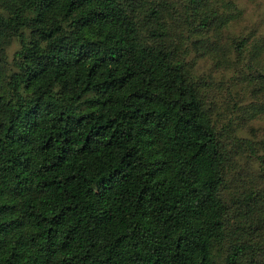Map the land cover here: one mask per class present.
<instances>
[{"label":"trees","instance_id":"16d2710c","mask_svg":"<svg viewBox=\"0 0 264 264\" xmlns=\"http://www.w3.org/2000/svg\"><path fill=\"white\" fill-rule=\"evenodd\" d=\"M232 10L0 0V264H264V165L232 186L252 143L187 59L238 63Z\"/></svg>","mask_w":264,"mask_h":264},{"label":"rangeland","instance_id":"374dc122","mask_svg":"<svg viewBox=\"0 0 264 264\" xmlns=\"http://www.w3.org/2000/svg\"><path fill=\"white\" fill-rule=\"evenodd\" d=\"M227 1H231L235 17L230 24L231 34L229 32V35L225 34L220 44L227 46L234 37L237 40L241 36L250 37L242 54L238 55V63L232 65L229 70H224L216 64L215 54L202 55L192 51L187 59L193 63L191 69L198 81H209L214 87L220 84V96H216L219 98L215 109L222 118L217 125L218 129L223 132L226 123L232 120L234 125L229 130L252 143L253 148L244 149L242 157L236 156L235 150L230 148L233 152V169H239L233 171L231 177L227 175V179L234 188L239 189L243 186L249 187L251 184L248 181L252 173L257 171L259 165H264L261 163L264 158V85L258 91H254L252 85L242 83L244 76L254 78L258 74H264V0ZM17 47L16 42L11 45L8 51L9 58ZM228 58L234 60L235 56L230 54ZM230 94L232 97H229ZM248 108H251V111ZM249 114H252V117L248 118Z\"/></svg>","mask_w":264,"mask_h":264}]
</instances>
